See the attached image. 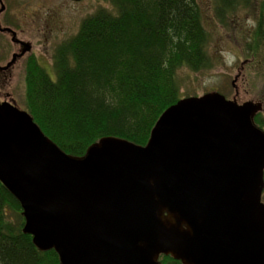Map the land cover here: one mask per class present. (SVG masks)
Wrapping results in <instances>:
<instances>
[{"label": "water", "instance_id": "water-1", "mask_svg": "<svg viewBox=\"0 0 264 264\" xmlns=\"http://www.w3.org/2000/svg\"><path fill=\"white\" fill-rule=\"evenodd\" d=\"M262 110L216 91L185 96L145 145L104 136L73 156L2 102L0 183L22 232L59 264H264Z\"/></svg>", "mask_w": 264, "mask_h": 264}, {"label": "trees", "instance_id": "trees-1", "mask_svg": "<svg viewBox=\"0 0 264 264\" xmlns=\"http://www.w3.org/2000/svg\"><path fill=\"white\" fill-rule=\"evenodd\" d=\"M212 1L220 13L236 0ZM113 5L83 18L77 33L56 46L54 78L33 58L26 66V111L73 156L104 136L145 145L159 115L183 97L179 71L210 65L209 31L196 0ZM23 221L18 201L0 183V264H59L54 250L37 249L22 232Z\"/></svg>", "mask_w": 264, "mask_h": 264}, {"label": "rangeland", "instance_id": "rangeland-1", "mask_svg": "<svg viewBox=\"0 0 264 264\" xmlns=\"http://www.w3.org/2000/svg\"><path fill=\"white\" fill-rule=\"evenodd\" d=\"M3 1L7 12L12 13L10 17L8 13L4 15L0 8V32L4 33H0V47L10 46L7 33L12 35L19 31L16 36L32 44L34 60L45 67L52 78L56 46L75 35L86 16L99 9H115L113 0ZM196 1L209 31L206 52L210 65L200 71L187 68L179 71L181 95L185 97L217 91L238 102H264V32L261 31L264 29V0H236L220 13L212 0ZM8 50L9 47L0 52L5 56ZM25 71L26 68L24 78H18L11 87L20 109H26ZM260 120L258 124L264 130V109L260 113Z\"/></svg>", "mask_w": 264, "mask_h": 264}, {"label": "flooded vegetation", "instance_id": "flooded-vegetation-1", "mask_svg": "<svg viewBox=\"0 0 264 264\" xmlns=\"http://www.w3.org/2000/svg\"><path fill=\"white\" fill-rule=\"evenodd\" d=\"M0 3V8H2L3 10L2 14L5 15L8 13L10 17L12 12L9 10L7 12L6 5L3 0H0ZM15 32L14 36L13 34L11 35L6 32L10 36V46L8 44L6 46L0 47V51L2 52L5 51L7 47H9V50L7 51L9 56L7 53L4 56V54L0 52V103L9 102L18 107L11 87L16 84L18 78H22V76L24 78V70L27 66L28 61H30V59L32 58L36 60V58L32 56V44L30 42H25L24 40H21V38L17 37L16 35L20 33L19 31ZM0 33L4 34L3 32ZM11 36H13L12 39ZM27 45L29 46V48H27ZM10 49L13 50L9 53ZM26 49L30 50L26 51Z\"/></svg>", "mask_w": 264, "mask_h": 264}]
</instances>
